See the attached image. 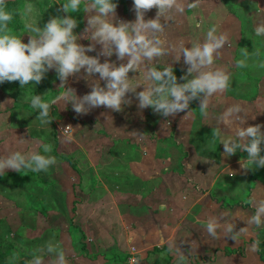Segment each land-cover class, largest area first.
Listing matches in <instances>:
<instances>
[{"label": "rangeland", "instance_id": "obj_1", "mask_svg": "<svg viewBox=\"0 0 264 264\" xmlns=\"http://www.w3.org/2000/svg\"><path fill=\"white\" fill-rule=\"evenodd\" d=\"M9 2H16L13 8L20 10L21 26L9 30L27 42L20 15L23 6L19 0ZM33 2L39 10L37 0ZM116 2V19L134 22L132 0ZM177 2L183 11L173 14V22L161 35L165 46L183 42L190 47L189 43L197 39L202 42L206 30L214 25L218 34L227 35V41L214 56L212 67H223L231 73L229 89L209 98L207 115L200 113L196 99L190 102L188 113L185 110L168 117L151 108L139 109L133 93L126 94L130 103L123 104L120 111L99 106L85 114H77L62 96L55 102L48 101L53 119L44 125L36 119L38 112L28 116L30 109L15 110V101L3 99L0 156L13 151L42 153L41 144L47 143L56 163L42 172L0 173V264H25L31 252L49 240L59 243L67 264H75L80 255L88 260L86 264H104L100 262L107 260L112 264H134L139 261L136 252L167 249L169 243L184 244L188 239L206 246L209 255L205 260L218 259V264H244L246 254L254 252L247 246L254 241H259L264 251V225L249 226L237 241L225 237L222 226L215 239L204 227L210 218L219 221L230 217L235 222L234 231H238L246 227L244 220L252 214L242 207L247 195H251L253 208L256 201L264 199V167L242 169L245 152L225 157L221 154L222 144L211 139L217 118L233 105H239L247 116L243 126L259 124L264 131V68L258 67L264 61V37L254 35V28L264 24V0H198L195 8L188 7L191 0ZM156 11L155 7L147 10L145 19L154 18ZM89 14L83 10L74 13L79 27L74 32L80 35L78 42L82 44L85 38L80 28L84 32ZM196 20L199 29L194 27ZM242 51L248 52L247 66L237 68L235 60L241 58ZM176 56L169 48L157 66L170 64L182 83L180 77L187 66L183 56L174 61ZM133 76L137 78L139 71ZM95 79L98 74L92 79L81 70L68 77L72 80L68 89L83 96L90 92ZM38 84L42 89L41 81ZM100 84L103 86L104 81ZM141 90L143 86L136 89ZM122 120L127 124L121 125ZM30 127L34 133L27 131ZM219 127L224 128L222 124ZM226 131L231 134V129ZM27 140L35 144L30 147ZM7 142L15 148H7ZM261 147L264 149V144ZM63 158L71 159L78 173ZM160 162L167 179L156 182L149 178L150 167ZM155 175L160 179L158 173ZM161 204L165 205L166 227L148 229L152 214H159ZM144 235L146 246L135 247L129 242ZM193 257L192 263L197 261ZM51 261V255L44 257V264Z\"/></svg>", "mask_w": 264, "mask_h": 264}, {"label": "clouds", "instance_id": "obj_2", "mask_svg": "<svg viewBox=\"0 0 264 264\" xmlns=\"http://www.w3.org/2000/svg\"><path fill=\"white\" fill-rule=\"evenodd\" d=\"M197 3L198 0H191L188 7L195 8ZM59 5L65 15L52 16L40 26L38 22L41 16L36 4L33 0H25L20 15L28 40L23 42L22 36L10 32L9 23L13 13L8 9L7 0H0V84L18 81L20 87L25 88L30 82L38 84L49 70H54L63 86L68 77L83 70L88 78L98 74V79L90 84V92L78 97L73 90L67 89L62 94L66 104L70 102L77 114H85L99 106L120 111L123 104L130 103L126 94L133 93L139 109L151 108L163 117L174 116L185 110L188 113L190 102L196 99L199 100L200 113L207 115L209 98L230 87L231 73L223 67H212L214 56L218 55L219 49L227 41V35L218 34L214 25L206 30L202 42L197 39L189 43L190 47L183 42L165 46L161 35L173 22V14L183 11L177 0H132L134 22L116 19V0H62ZM153 7L157 9L155 17L145 19L146 11ZM82 10L90 13L84 38L85 33H90V39L87 40L94 41V44L79 43L80 35L74 32L78 21L71 14ZM194 27L200 28L198 20L194 21ZM254 35L264 37V24L254 28ZM96 44L101 46L99 52L88 55L95 51ZM169 48L177 53L174 61H179L183 56V63L187 66L180 77L182 83L178 82L170 64L157 66L159 58L167 55ZM113 55L116 60L126 62L117 64L107 59ZM240 55L241 58L235 60V67L244 68L247 66L248 52L242 51ZM101 57L106 59L101 62ZM154 60L156 63H153ZM258 67L264 68V61ZM137 70L138 77L142 79L134 82L135 77L129 78L128 73ZM100 81H104L103 86ZM139 86H143V90L137 92ZM30 104L38 110L36 119L42 125L49 124L53 119L51 105L37 94L31 96ZM241 113L244 114L239 105L225 109L217 118V127L212 129L211 139L217 145L222 144L221 154L225 157L237 151L245 152L247 156L241 162L242 169L264 167V154H261L264 151L261 147L264 144V131H261L259 124L243 126L247 116ZM221 124L224 128L219 127ZM228 129H231V134H227ZM20 142L23 143V139ZM41 149L43 154L13 151L0 156V173L7 170L20 173L24 170L47 171L56 163V159L50 155L49 144H41ZM160 208L164 209L165 205L161 204ZM223 218L219 221L210 218L204 226L207 234L215 239L218 228L222 226L224 236L237 241L249 226L259 228L264 225V199L255 202L254 211L244 220L246 227L238 231H234L235 222L232 218ZM258 244L259 241H254L252 249L256 250ZM167 251L175 256L174 264H186V256L176 245L169 243ZM46 255L52 256L51 264H67L59 243L51 240L34 249L25 264H44Z\"/></svg>", "mask_w": 264, "mask_h": 264}, {"label": "crops", "instance_id": "obj_3", "mask_svg": "<svg viewBox=\"0 0 264 264\" xmlns=\"http://www.w3.org/2000/svg\"><path fill=\"white\" fill-rule=\"evenodd\" d=\"M7 2H9V0H7ZM20 4L23 6L24 5V1L19 0ZM59 2H62V0H37V4L39 5V14L41 16V19L39 20V25L43 26V24L52 16H63L65 15L61 10H60V5ZM23 8V7H22ZM22 12V11H21ZM71 15H73L76 19L77 17L74 15V13H72ZM78 21V19H77ZM77 29H79V27L77 26ZM23 30V27L22 29ZM18 30V31H20ZM76 29H74L75 31ZM22 32V31H21ZM80 32H81V37L84 36V32L82 31V29L80 28ZM83 32V33H82ZM90 33L88 35L85 34V40H83V44L84 45H88V44H94V41H90L87 39H90ZM100 45L96 44L95 45V51L88 53V55H96L99 50H100ZM115 55H113L110 58L112 61H116L115 60ZM104 59H106L105 57H101V62L104 61ZM53 70H49L45 76L43 78H45V80H41L42 83V89H40L39 84H35L34 82H30L28 86H25V88H21L18 81H13V82H7L5 81V87H4V83L0 84V103H2L3 99L8 102H12L15 101L12 105V107L15 108V110H22L23 108H28L30 109L29 112H27L26 115L28 116H34V113H37L38 111L36 109H34L31 104H30V99L31 96L34 94L37 95H41L43 98L42 100H46V102L48 103V101H56L61 99L62 94L65 93V90L68 89V87L71 84L72 80H67L66 83H64V85H61V81L59 79H57V77H54V72H52ZM136 72H132L130 71L128 73L129 78H133L134 74ZM96 76L91 77L92 79H94ZM142 79L141 77H137L134 78V80H140ZM83 80V79H81ZM85 80V79H84ZM82 83V82H81ZM60 84V85H59ZM61 89H60V88ZM130 95V93H128ZM27 97V99H25ZM59 97V98H57ZM131 100L133 99L132 97H130ZM27 105V107L25 106ZM32 110V111H31ZM26 115H23L24 117H26ZM2 117V116H1ZM123 119V118H122ZM123 123L121 125H126L127 122L125 120H122ZM5 131L9 132L8 128H5ZM29 133H34L33 129L30 127V129L27 130ZM31 131V132H30ZM32 140H27V145H30V142ZM7 148H15V146H12L9 144V142H7ZM35 144V143H33ZM32 144V145H33ZM30 145V147L32 146ZM158 168V169H157ZM159 169H161L162 171H160ZM150 177L152 180H155L156 182L160 181L162 178L167 179V174H166V169L162 167V163H159V166L153 165L152 167H150ZM164 172V173H162ZM159 174L158 176L160 177V179H158L156 177L155 174ZM249 195V194H248ZM247 195V196H248ZM250 197V206L249 208H245L248 209L250 211L253 212L254 208L251 206V195H249ZM241 206V204L239 205ZM243 207V206H242ZM252 207V208H251ZM157 212L159 214H152V223L151 225L148 227V229H153L156 228V225L159 227H166V218H165V210L164 209H157ZM156 223V224H155ZM184 239L187 240V238L184 237ZM189 240V239H188ZM185 242L184 244H179L178 242H173L171 244L176 245L181 252L186 256V264H218L217 260H213L212 262H209L208 260H205V258L209 255L208 250H206V246L201 247V245L199 246L198 244H196L195 242H190L188 241ZM131 243L132 246H137V244L139 245H143L146 246L148 244V240H147V236H139L138 240L135 241V239L132 241H129ZM253 244V242H251L250 245L247 246V249H252L251 245ZM135 246V247H136ZM168 247V245L166 246V248ZM168 253L166 255V253ZM139 255V261L136 260V263L134 264H174L175 261V256L172 253H169L167 251V249L163 248V249H157L155 251L152 252H148V253H144L141 254L140 252H136ZM264 254V251H261L258 247L256 248V250H254L253 254L251 252V254H246V259L244 264H248L249 261L250 264H264V261L261 260L260 254ZM135 254V255H137ZM252 255V256H251ZM255 255V256H253ZM79 256V255H77ZM194 256L193 258H196V262L192 263L190 261V258ZM256 257V258H254ZM195 260V259H194ZM88 260H84V258L80 255L78 258H75L74 262L75 264H86ZM100 263H104V264H112L113 261L112 260H107V261H102ZM131 264V263H129ZM223 264H228L227 262H224Z\"/></svg>", "mask_w": 264, "mask_h": 264}, {"label": "trees", "instance_id": "obj_4", "mask_svg": "<svg viewBox=\"0 0 264 264\" xmlns=\"http://www.w3.org/2000/svg\"><path fill=\"white\" fill-rule=\"evenodd\" d=\"M15 3L14 2H7L8 9L13 13V18H12L11 22L9 23V29H14V30L19 29L21 27L20 26V17H19V11L20 10L19 9L15 10L13 8ZM63 159L69 164V166L71 167V169L74 172L78 173V171H77L76 167L74 166L73 161L71 159H67V158L66 159L63 158ZM247 199L248 200H247L246 204H244V205L241 204L244 208H249V206H250V197H249V195L247 196ZM260 257H261V260L264 261V254L261 253Z\"/></svg>", "mask_w": 264, "mask_h": 264}]
</instances>
